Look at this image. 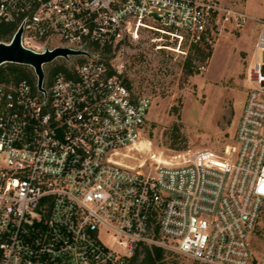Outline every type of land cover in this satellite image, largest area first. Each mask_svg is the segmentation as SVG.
<instances>
[{
  "label": "built area",
  "instance_id": "built-area-1",
  "mask_svg": "<svg viewBox=\"0 0 264 264\" xmlns=\"http://www.w3.org/2000/svg\"><path fill=\"white\" fill-rule=\"evenodd\" d=\"M249 20L260 27L234 142L155 153L129 41L146 32L156 49L210 51L225 24ZM0 24L13 28L0 42L21 29L32 52H80L43 64L42 89L28 65L34 82L0 80V264H132L143 245L264 264L251 242L264 205V18L219 0H0Z\"/></svg>",
  "mask_w": 264,
  "mask_h": 264
},
{
  "label": "rangeland",
  "instance_id": "rangeland-1",
  "mask_svg": "<svg viewBox=\"0 0 264 264\" xmlns=\"http://www.w3.org/2000/svg\"><path fill=\"white\" fill-rule=\"evenodd\" d=\"M219 2L255 18H264V0ZM259 27L255 20L242 27L225 24L204 60L189 41L182 43L179 50L156 49L150 40L152 33L143 32L139 39L129 41L126 75L136 91L153 99L145 136L155 153L188 149L220 152L234 142L249 86L247 68ZM169 44L176 48V43ZM188 57L197 69L194 74L186 73ZM60 61L61 58L54 63ZM51 65L48 63L47 67ZM251 242L256 258H263L264 205ZM181 262L194 264L184 257Z\"/></svg>",
  "mask_w": 264,
  "mask_h": 264
},
{
  "label": "trees",
  "instance_id": "trees-1",
  "mask_svg": "<svg viewBox=\"0 0 264 264\" xmlns=\"http://www.w3.org/2000/svg\"><path fill=\"white\" fill-rule=\"evenodd\" d=\"M12 31L13 28L10 25L0 24V40H8L9 34ZM192 48L202 55V60L208 57L211 52H206L197 46H193ZM185 70L187 74H194L197 72V69L193 67L190 57H188L185 63ZM23 79H28L31 82L35 81V77L28 67L13 63H4L0 65V80L18 83ZM181 258L183 257L174 251L166 250L159 246L150 247L143 245L137 250L132 264H184L181 262ZM193 263L199 264L198 262Z\"/></svg>",
  "mask_w": 264,
  "mask_h": 264
},
{
  "label": "water",
  "instance_id": "water-1",
  "mask_svg": "<svg viewBox=\"0 0 264 264\" xmlns=\"http://www.w3.org/2000/svg\"><path fill=\"white\" fill-rule=\"evenodd\" d=\"M20 29L11 44L0 42V65L4 63H15L32 66L38 77V87L42 89L44 70L43 64L52 62L58 55L67 56L68 54H78L67 48H57L54 51H47L43 54L32 52L25 49L20 43Z\"/></svg>",
  "mask_w": 264,
  "mask_h": 264
}]
</instances>
